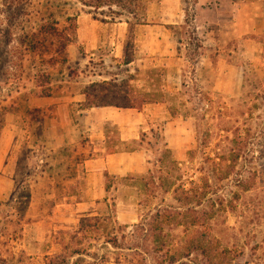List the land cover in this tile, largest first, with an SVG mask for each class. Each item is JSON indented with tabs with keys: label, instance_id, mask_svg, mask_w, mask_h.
Listing matches in <instances>:
<instances>
[{
	"label": "rangeland",
	"instance_id": "obj_1",
	"mask_svg": "<svg viewBox=\"0 0 264 264\" xmlns=\"http://www.w3.org/2000/svg\"><path fill=\"white\" fill-rule=\"evenodd\" d=\"M193 1L182 3L162 57L148 52V34L176 5L144 0L148 25L129 35V49L127 31L116 57L110 40L93 49L76 34L64 47L68 18L94 16L76 0H0V264H45L65 244L85 250L73 264H264V0H201L210 10ZM46 22L56 32L31 36ZM38 71L50 79L45 105ZM104 78L150 100L128 141L77 100L88 80ZM235 128L249 132L237 157ZM223 145L215 166L207 157ZM133 151L142 171L104 170L106 192L92 194L98 181L84 159Z\"/></svg>",
	"mask_w": 264,
	"mask_h": 264
},
{
	"label": "crops",
	"instance_id": "obj_2",
	"mask_svg": "<svg viewBox=\"0 0 264 264\" xmlns=\"http://www.w3.org/2000/svg\"><path fill=\"white\" fill-rule=\"evenodd\" d=\"M173 2L176 6L177 13L175 14L173 19L170 22L164 21L158 25H153L150 28V32L148 34V52L152 55H160L162 57L167 56L170 53V38H171V28H175L177 25H182V19L184 18V14L182 12L184 9L182 8V3L184 0H161V2ZM219 2L221 0H218ZM234 1L235 0H231ZM215 5V3H214ZM213 5V6H214ZM194 9L198 8L201 10L211 8L204 7L201 4V0L193 1ZM215 8V6H214ZM164 12H161L163 15ZM197 14V13H196ZM143 16V15H142ZM176 16V17H175ZM146 17V14H145ZM164 17V16H163ZM77 29L76 34L78 38V43L82 42V44L87 45V47H92L93 49L99 46V43L106 42L110 40V42L116 45V49L118 50L115 54L116 57H121L123 53V44L125 43L126 32L128 31V23L126 21H115V22H102L94 17H89L87 15H80L76 18ZM148 25L146 22L144 24H140L136 27L135 32L138 34L142 31L141 27ZM157 26V27H156ZM109 27L113 29V31H108ZM156 27V28H155ZM153 28V29H152ZM110 30V29H109ZM173 32V31H172ZM106 79V78H104ZM100 80H88L83 87L84 88L94 82ZM75 83H79L74 81ZM83 90L79 93V103L81 105V110L84 112H89L90 115L98 121V122H108L111 121L116 127H118L119 131L122 133L119 134L118 141H128L133 137H130L129 131L131 130L132 125H138L144 123L145 118L142 115V111L137 108H122L111 105L99 106V107H91L87 109H83L82 101L84 99ZM51 96V95H50ZM50 97H40L37 101H39L40 105H45L48 103ZM38 105V104H37ZM133 115V121H132ZM95 124H93L94 126ZM92 126V124H91ZM100 139L104 141H109V138L104 131L102 134L98 136ZM114 142V140H112ZM141 154L138 151H133L129 153L119 152V153H110L106 157H89L84 159V163L86 166V174L88 179L97 180L98 188L92 191L96 194H104L106 189L101 186L102 182V172L107 170L109 173L122 174L126 171H142L141 167ZM95 188V186H94Z\"/></svg>",
	"mask_w": 264,
	"mask_h": 264
},
{
	"label": "trees",
	"instance_id": "obj_3",
	"mask_svg": "<svg viewBox=\"0 0 264 264\" xmlns=\"http://www.w3.org/2000/svg\"><path fill=\"white\" fill-rule=\"evenodd\" d=\"M82 7H88L92 10V13H94V18L98 19L102 22H115V21H126L128 23V40L126 41V47L127 49L131 48L133 46V42L129 39V35L131 37H134L135 29L138 25L144 24V16H142L141 11L144 8V0H76ZM101 15L102 18H99L97 15ZM72 25L71 29H69L67 26L64 27V31L72 30L71 34L68 33L64 38V47L70 43L73 42L76 39V19L68 18ZM43 33H53L56 32V27H54L53 23L46 22L40 26V28L37 29V32H33L31 36H34V38L37 37L38 32ZM37 43V41H35ZM35 52V50H33ZM125 62L130 63L133 59L130 56L129 52L126 51L125 55ZM39 72V74H38ZM36 74V82L39 86L42 87L43 93L40 94V96L48 97L51 95L50 88H48V85L50 83L49 75L45 73V71H38ZM38 76H41V78L38 80ZM41 80V81H40ZM185 86V84H183ZM245 86V85H244ZM260 88L257 90V87L254 88V90H257L264 101V85H258ZM123 88V89H122ZM262 88V89H261ZM84 99L81 102L83 109L91 108V107H99V106H116V107H122V108H137L141 109V107L147 103L150 102V100L147 97H144L143 95H136L134 91L126 84L124 86L117 84L114 79H105L102 81H94L90 84H88L84 90ZM205 100L208 104V107L212 109L214 107V102L211 100L209 95L207 94L205 96ZM241 106H248L249 105V98L244 96L241 99ZM218 108V107H217ZM195 111V110H194ZM188 114L190 113L187 112ZM220 117V115H218ZM233 138L231 139L232 142H236L237 147L231 146L229 148V153L233 154L234 156L240 155L241 152L246 153L247 150V139H249V132L247 131V134L241 135V133L234 129L232 131ZM209 136V132L205 134V139ZM227 140L229 141L230 138L227 135ZM203 146L205 144L203 143ZM224 147V148H223ZM223 147H219L218 149H215L214 156H208L207 158L210 159L215 166H221V160H225V152L228 146L223 145ZM242 153V154H243ZM217 169V168H216ZM221 171L222 168L220 167ZM85 227V225H84ZM149 230V228H148ZM109 242H112L113 245H117L116 239L108 240ZM64 251L61 253H58L51 257H46L45 264H73L77 262V260H72V257L77 256L79 254L84 253L83 249L80 248H70L68 244H65ZM200 249L202 254H206L208 252V247L205 245H198L193 248V250ZM189 255V254H188ZM207 264H215V262L210 260V263Z\"/></svg>",
	"mask_w": 264,
	"mask_h": 264
}]
</instances>
